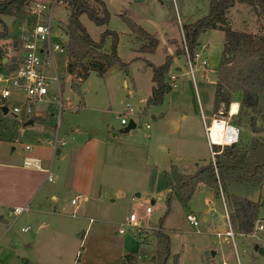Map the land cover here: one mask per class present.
Listing matches in <instances>:
<instances>
[{
  "label": "rangeland",
  "instance_id": "374dc122",
  "mask_svg": "<svg viewBox=\"0 0 264 264\" xmlns=\"http://www.w3.org/2000/svg\"><path fill=\"white\" fill-rule=\"evenodd\" d=\"M104 1L110 12L105 24H96L86 13L80 15V21L96 41H100L107 31L117 33V53L121 62L126 63L125 67L115 64L103 76L90 71L88 77L80 81L66 70L68 53L54 52L59 84L48 79L51 93L40 101H33L30 114L25 113L24 92L11 86L12 94L5 102L7 112L2 110L0 100V180L15 173L27 174L20 166L42 141L49 149L45 154H39L47 158L44 167L51 166L54 181H45V174H42L39 186L31 182L25 189L32 193L28 202L30 207L41 204L49 211H57L61 209L58 203L71 204L70 199L75 192L61 180L70 171V161L67 163L68 159L61 160V157L53 161L51 156V144L56 132L60 138L66 139L65 148L84 146L89 138L96 139L94 148L92 145L85 148L94 151L96 157L94 197L102 189L101 213L105 214L101 216L94 210L95 205L91 204V214L80 217L83 214L78 211L77 216L72 218L71 205L70 215L67 214L62 223H68L67 228H71L72 232L50 245L62 249L63 259L60 261L59 254L52 256L50 254L53 252L48 250L45 251L46 263L121 264L124 255L134 254L137 256L136 264H157L158 236L155 231L163 229L170 236L171 255L168 264H237L232 239L224 234L228 229V221L222 194L230 210L227 196L230 193L262 201L264 180L259 187L242 183L221 187L219 196L209 186L199 184L186 203L180 192L171 188L165 174L167 171L171 176L174 165L182 173H194L196 163L201 166L211 161L201 115L204 114L207 124H210L214 114L216 70L221 62L224 32L210 29L200 35V57L193 61L194 80L186 55H176V48H183V24L206 15L210 0ZM116 5L122 6L123 10ZM26 13L19 17L0 15V30H7L6 35L0 36V75L3 77L9 73L5 58H11L13 54L17 58L21 56L22 46L15 50L12 43L22 37L23 26L31 18ZM122 13L158 38V45L153 52L140 49L146 40L133 33L122 19ZM69 15L66 3L57 4L52 34L56 43L64 44L67 41L63 29ZM228 17L235 29L250 32L259 29L257 17L250 5L236 3L230 8ZM113 36L111 33L103 37L105 49H110ZM205 44L208 49L203 51L201 48ZM167 55L172 56L169 74L178 75L176 90L172 89L166 94L162 103L147 105L153 84L149 64H162ZM205 57L207 63L203 64ZM45 74L49 76L52 73L47 69ZM6 85H9L8 82H0V90ZM59 93L63 102L60 114L58 99L55 98ZM16 106L21 107L18 113L13 111ZM35 113L41 114L42 118L28 124ZM121 117L127 119V124L133 119L136 127L130 132L119 133L127 125L121 124ZM224 117L240 128V141L248 142L254 136L264 135L253 132L240 122L238 114L230 117L229 113H225ZM88 150H85V154ZM7 178L0 185H4ZM11 179H14L11 181L15 186L20 182L17 177ZM2 188L5 189L4 186ZM136 193L140 195L136 196ZM54 194L59 195L58 201L52 199ZM93 199L87 200L85 206L94 203L96 198ZM4 201L7 206L0 216L8 220L7 224L4 223L6 228L15 220L13 208L18 201L15 198ZM148 206L152 209L151 213L146 212ZM134 211L140 219V227L125 226V232L120 233L121 223ZM259 212L264 216L262 202ZM189 213L197 217L198 226L188 220ZM27 217L28 213H24L12 223L9 233L5 232L0 242V264H21L4 248L9 245L13 234L19 235L21 227H27ZM235 237L242 264H258L250 259L251 254L256 252L254 240L239 234ZM262 257L260 260H264ZM260 264L264 262L260 261Z\"/></svg>",
  "mask_w": 264,
  "mask_h": 264
},
{
  "label": "trees",
  "instance_id": "16d2710c",
  "mask_svg": "<svg viewBox=\"0 0 264 264\" xmlns=\"http://www.w3.org/2000/svg\"><path fill=\"white\" fill-rule=\"evenodd\" d=\"M33 0H0V15L21 16L26 7ZM70 10L68 22L64 27L67 35V65L66 70L80 81L86 79L90 71L103 76L115 64L125 67L117 53L118 35L113 33V43L110 49L104 48V38L94 40L80 21V15L86 13L96 24H105L110 17L104 0H65ZM236 3H244L252 7L257 17L259 29L250 32L235 29L231 26L228 13ZM122 19L130 26L133 33L145 39L140 49L153 52L158 45V38L138 24L125 13ZM218 29L224 32L222 57L216 70L217 83L214 94L213 109H219L227 114L233 95L242 92V99L237 114L239 121L253 132L264 134V114L262 101L264 100V0H210L209 11L194 22L183 24L182 31L191 57L195 56L199 45L200 35L205 30ZM7 34V30H0V36ZM21 40L13 41L12 46L18 50ZM185 54V48H176V55ZM10 71L18 67L19 61L13 56ZM172 56L167 55L165 62L159 65L150 63L153 86L147 98V105H158L163 102L165 95L172 92L170 85V66ZM75 86V84H73ZM4 105V104H3ZM216 111V112H215ZM220 153L216 164L212 161L197 167L194 173H182L174 165L172 175L166 171L172 189H177L187 203L196 187L203 183L216 194H220V186L228 187L233 183H242L250 187H259L264 180V135L254 136L248 142L238 141L230 146H216ZM231 208L230 221L234 231L249 232L256 219L260 216L259 200L236 194H228ZM169 203V200H168ZM158 236L157 264H168L171 255L170 236L163 230L155 231ZM137 256L126 254L121 264H136Z\"/></svg>",
  "mask_w": 264,
  "mask_h": 264
},
{
  "label": "crops",
  "instance_id": "0c3cea01",
  "mask_svg": "<svg viewBox=\"0 0 264 264\" xmlns=\"http://www.w3.org/2000/svg\"><path fill=\"white\" fill-rule=\"evenodd\" d=\"M209 30H205L203 31V33H207ZM13 48L15 49V47ZM206 49H208V46L205 44L202 46L201 50L205 51ZM197 51L199 52V47L197 48ZM15 55L16 54H13L11 58H5L4 60V63L7 66L8 72L10 71V64L13 61L12 60L13 56ZM204 59L207 61L206 57ZM152 86H151V89H152ZM151 89H150L149 95L151 93ZM174 90L176 89H173V91ZM234 96L235 97L233 98L232 102H237L238 109H239L240 101L242 99V92L238 90L236 91ZM37 118H42V115L39 113H35L28 120V122L32 120V123H34ZM32 123H28V124H32ZM57 136H59L58 132H56L55 138ZM95 140L96 139L92 140L91 138H89V140L85 142L84 146H78V147L74 146L70 148H65V146L63 145V146L57 147L56 149L53 148V143L51 144L50 142L51 148H52L51 156H52L53 161H54V158L58 159L59 157H61L60 158L61 160L68 159L67 163H69L70 161L69 163L70 171L64 177H61V180L68 189H71L72 191L75 192V195L70 199L71 204L65 205V204H62V202L61 204L58 203L57 206L58 207L60 206L61 209H58L57 211H49L44 206H41V204L30 207L28 203L31 199L32 193L30 192V190H26L25 186H28L31 182H34L35 183L34 185H36V187L39 186L42 181L41 178H43L42 174H45V181L47 182L54 181V174L52 172V169L50 168L51 166L44 167V163L47 160V158L45 159L44 157L40 155L41 153L45 154L47 149H49V146H44L42 144V141H39L41 144L37 146L33 154L25 157V160L23 161L22 166H20L22 169L26 170L27 174L15 173L13 175H10L8 178L4 177L0 180V183H1L2 180H5L7 178V182H5L4 185H0V214L2 210H4L5 207L7 206L5 205L4 200H9V198H11L12 200L13 198H15L18 201L17 203H15L14 205L15 207L25 206V205L29 206V209L27 211L23 212L21 215L18 216L19 218L24 213H28L27 227H24V226L21 227V234L19 235L13 234L12 240L9 241L10 242L9 245H7L4 248V249H8L11 255L13 254V256L15 257L18 263H21V264H49V263H46L45 261L46 259L45 251H48V250L53 252V254H50L52 256L56 257L57 254H59L60 256L58 259H60V261L61 259H63V254L61 253L62 249H58L54 244L52 246L50 245L52 243H55L56 241H60L61 239L68 236L69 233L72 232L71 228H67L68 223L66 224L62 223L64 222L63 219L67 217L66 215L69 214L71 207H72V210H71L72 218H75L77 216L78 211H80V213L83 214V215H80V217H84L88 214H91V212L89 211L90 209L89 206L91 204L95 205V207H93L94 210L96 209V211L99 212L101 216L105 214V212L103 214L101 213V208L103 207L102 204H100L102 189L100 190L98 195L94 197V193H95L94 191V185H95L94 184V181H95L94 170H95V164H96V162H94V159L96 157H95L94 151L91 152L88 150L89 148H85V146L87 147L90 145H92L91 147L94 148ZM47 144H49V142ZM66 144H67V141H66ZM85 150H88L86 154H85ZM196 165L197 167L200 166L198 165V163H196ZM13 166L11 167L13 168ZM49 168L51 169V174H52L51 180L47 179L48 174L46 172V169H49ZM16 177L20 180L17 186H15L14 183L11 181V180H14L11 178H16ZM200 184H203V183H200ZM3 186L5 187V189L2 188ZM56 186L58 187L59 185L56 184ZM221 187L222 186H220V188ZM58 191H60V189ZM73 198H77V202L75 204L72 203ZM93 198H96L94 203H89L87 204V207H86L85 202ZM52 199L55 201H58L59 195L58 194L52 195ZM154 202L155 201L153 200V203ZM260 202L264 203V200L262 201L260 200ZM98 204H100V206ZM13 215L15 217L14 212H13ZM13 222H11L9 226L5 228L4 223L7 224L8 220L4 219L2 215L0 216V242L5 237V235L9 233V231L11 230L10 228L12 227ZM261 256L263 255L255 252L251 254L250 259L252 262L260 264V261L264 262V260H260ZM262 258L264 259V256ZM53 260L56 261L57 259L53 258ZM52 264H61V263L55 262Z\"/></svg>",
  "mask_w": 264,
  "mask_h": 264
},
{
  "label": "built area",
  "instance_id": "2783aa9c",
  "mask_svg": "<svg viewBox=\"0 0 264 264\" xmlns=\"http://www.w3.org/2000/svg\"><path fill=\"white\" fill-rule=\"evenodd\" d=\"M65 0H33L26 7V14L30 15L31 18L27 20V24L23 26V34L20 38L21 40V56H19L18 67L9 71L8 75L1 76L0 82H8L9 85L4 86L0 90V100L2 104L5 105L6 99L11 96V86L17 87L24 92V107L25 113H31V104L35 100H42L46 95L50 94L52 88L48 85V79L54 80L59 84V77L56 72L55 61H54V52H66L67 53V41L64 44H59L53 41V19L55 14V8L57 4H65ZM64 30V29H63ZM183 45L185 48V55L187 57L188 65L190 67V73L193 80L195 79V67L193 61L200 57V52L196 51L195 56L191 57L188 47L186 45L185 38L183 36ZM203 64H206L207 61L204 59ZM50 69L51 75H46L45 71ZM178 75L175 73L170 74V85L175 89L177 87L176 80ZM58 99L59 103V114L63 108L61 94L59 93L55 96ZM129 106V104H128ZM239 110V109H238ZM13 111L18 113L21 111V107H14ZM238 112V111H237ZM229 116L231 117L234 114H231L229 107L228 110ZM237 114V113H235ZM203 119V124L205 128V134L207 142L211 152V161L216 164L217 155L220 151L217 150L216 146L225 147L230 146L239 141L240 137V128L228 121L226 119L225 112L222 109H219L217 113L213 114V117L210 121V124H207L206 117L204 114L201 115ZM218 122V129L216 128L215 132L213 127L215 123ZM121 124H127V119L121 117ZM147 127H150L149 124H146ZM215 137L218 140L215 139ZM53 148L56 149L59 146L66 144L64 138L57 136L52 142ZM29 149L30 147L27 146ZM48 174L47 179H52L51 169H46ZM222 201L225 207V215L228 221V229L224 232L225 236L232 239V244L235 250L237 264H242L241 256L239 254V245L236 241V234L240 236L249 237L254 240L255 244L264 247V216L260 215L249 232H239L236 233L232 227L230 221V209L226 202L225 196L222 194ZM77 198L72 199V203H76ZM29 209L28 205L14 207L13 212L15 214V220L23 212ZM147 213H151L152 209L150 206L146 208ZM188 220L194 225L198 226L199 222L197 217L189 213L187 215ZM14 220V221H15ZM125 226L130 227H140V219L138 218L136 212L130 213L126 217L125 221L121 223V228L119 229L120 233L125 232Z\"/></svg>",
  "mask_w": 264,
  "mask_h": 264
},
{
  "label": "water",
  "instance_id": "95a60500",
  "mask_svg": "<svg viewBox=\"0 0 264 264\" xmlns=\"http://www.w3.org/2000/svg\"><path fill=\"white\" fill-rule=\"evenodd\" d=\"M135 1H140V0H135ZM119 9H122L123 10V8H122V6H118V5H116ZM2 110L4 111V112H7L8 111V108H7V106L6 105H3L2 106ZM28 123H32V120H30ZM136 127V122L133 120V119H131L130 121H129V123L124 127V128H122V129H120L118 132L119 133H127V132H130L132 129H134ZM118 132H116L115 134H118ZM140 194L139 193H137L136 194V196H139ZM254 250L258 253V254H261V255H263L264 256V247H262V246H259L258 244H255L254 245Z\"/></svg>",
  "mask_w": 264,
  "mask_h": 264
},
{
  "label": "bare ground",
  "instance_id": "6f19581e",
  "mask_svg": "<svg viewBox=\"0 0 264 264\" xmlns=\"http://www.w3.org/2000/svg\"><path fill=\"white\" fill-rule=\"evenodd\" d=\"M230 105H231L230 106L231 113L232 114L237 113V111H238V103L237 102H232V104H230ZM218 126H219L218 122H216L214 127H213L214 132H215V130H216V128ZM217 130H219V129L217 128ZM215 139L219 141V139H217L216 137H215Z\"/></svg>",
  "mask_w": 264,
  "mask_h": 264
}]
</instances>
